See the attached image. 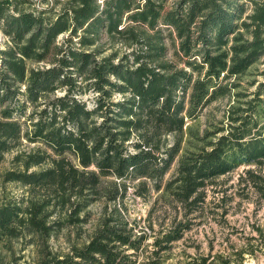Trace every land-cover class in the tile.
<instances>
[{"label": "trees", "instance_id": "trees-1", "mask_svg": "<svg viewBox=\"0 0 264 264\" xmlns=\"http://www.w3.org/2000/svg\"><path fill=\"white\" fill-rule=\"evenodd\" d=\"M0 30V165L15 152L0 180L24 188L0 202V264H135L147 233L129 187L175 212L151 264L221 175L250 165L240 180L264 196V81L241 83L264 58V0H0ZM226 96V126L183 147L186 122Z\"/></svg>", "mask_w": 264, "mask_h": 264}, {"label": "rangeland", "instance_id": "rangeland-1", "mask_svg": "<svg viewBox=\"0 0 264 264\" xmlns=\"http://www.w3.org/2000/svg\"><path fill=\"white\" fill-rule=\"evenodd\" d=\"M4 35L0 30V47H3ZM264 58L251 68V75H246L242 80L243 86L254 89L246 81L256 79V83L264 81ZM63 92L57 91L56 94ZM96 93L87 90L77 96L85 100L88 106L94 104ZM120 95L117 94V97ZM233 103V97H220L204 107L194 118L186 122L183 133V147H190L193 142H198L194 136H202L207 131H213L218 126H226V111ZM30 107L26 113L30 112ZM33 143L23 140L21 147L29 148ZM15 152L5 155V160L0 165V169L10 166V159ZM250 166V165H249ZM240 165L233 171L221 175L217 183L206 188V198L196 211L188 215L189 226L183 231L180 239L171 242L168 250L158 253L162 262L160 264H199L200 257L208 256V261L216 254L226 255L230 258V264H264V196L254 190L253 187L243 186L246 182L240 180L244 169L249 167ZM253 165H251L252 167ZM172 169L166 174V178ZM264 173V168H262ZM24 188L18 183L2 182L0 180V202L4 198L20 196ZM158 193L152 191L149 201L143 200L132 193V187L128 188L124 197L126 214L128 218L135 219L136 229L146 230V236L141 244L136 257L135 264H151L148 261L153 259V244L155 236L161 229L169 224L172 216L175 215L168 204L154 198ZM153 202V207H152ZM101 203L94 202L90 205V222L81 227L80 240L85 239L92 229L97 216L101 211ZM152 209V211H151ZM150 211V215L148 212ZM181 212L177 218L180 219ZM150 218L152 229L148 227ZM79 229V228H78ZM165 229V228H164ZM262 236H260V232ZM71 240L75 239L76 229L68 227L63 231L65 234L59 235L53 240V244L64 250L67 249L68 242L66 233ZM140 232H137L139 234ZM249 250L235 254L237 250Z\"/></svg>", "mask_w": 264, "mask_h": 264}]
</instances>
